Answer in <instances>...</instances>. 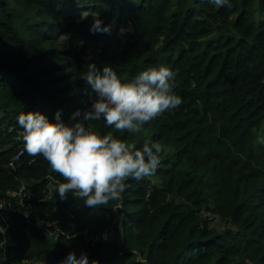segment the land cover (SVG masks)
Returning a JSON list of instances; mask_svg holds the SVG:
<instances>
[{
	"label": "trees",
	"instance_id": "16d2710c",
	"mask_svg": "<svg viewBox=\"0 0 264 264\" xmlns=\"http://www.w3.org/2000/svg\"><path fill=\"white\" fill-rule=\"evenodd\" d=\"M231 5L0 0V264H61L72 251L88 264H264V145L255 143L264 132V0ZM95 15L109 32L90 31ZM90 63L124 81L166 66L182 99L140 133L95 122L138 148H164L154 175L129 178L120 201L95 210L59 198L63 178L42 156L16 159L17 116L40 111L51 121L62 110L71 124L89 106Z\"/></svg>",
	"mask_w": 264,
	"mask_h": 264
},
{
	"label": "clouds",
	"instance_id": "9594fccd",
	"mask_svg": "<svg viewBox=\"0 0 264 264\" xmlns=\"http://www.w3.org/2000/svg\"><path fill=\"white\" fill-rule=\"evenodd\" d=\"M208 2L216 8L232 6L231 0ZM102 24L96 16L90 31L109 32L110 26L101 27ZM82 79L89 106L74 112L71 124L61 119L62 110H57L51 121L40 111L17 116L24 141V150L18 154L24 151L32 157L42 156L63 178L55 189L59 198L71 195L95 210L120 201L129 178L139 181L154 175L164 151L160 143L150 140L138 148L112 132L102 134L95 122L103 121L105 127L117 132L140 133L150 121L178 108L182 99L174 91L176 73L166 66L141 71L132 80L124 81L111 65L101 70L90 63ZM256 143L264 145V136H257ZM6 230L0 223V234ZM61 264H88V255L81 251L77 258L72 251Z\"/></svg>",
	"mask_w": 264,
	"mask_h": 264
},
{
	"label": "rangeland",
	"instance_id": "374dc122",
	"mask_svg": "<svg viewBox=\"0 0 264 264\" xmlns=\"http://www.w3.org/2000/svg\"><path fill=\"white\" fill-rule=\"evenodd\" d=\"M12 5L15 7V8H17V9H20V10H22L23 9V7H17V6H15L14 4H13V2H12ZM82 12V17H85L87 14H89V10H81ZM97 15H95L94 16V18L96 17ZM82 17H79V19H81ZM103 22H104V19L102 20ZM113 23H114V21L111 23V25H113ZM103 26V24L101 25V27ZM257 136H264V132H263V130L262 129H260L259 131H258V135ZM257 138V137H256ZM255 143H256V139H255ZM257 145H259L258 143H256ZM210 223L213 225V226H215V227H217V228H224V225L222 224V222L219 220V219H217V218H214L213 216H211L210 218ZM221 230H223V229H221ZM4 235H6L5 233H4Z\"/></svg>",
	"mask_w": 264,
	"mask_h": 264
},
{
	"label": "built area",
	"instance_id": "2783aa9c",
	"mask_svg": "<svg viewBox=\"0 0 264 264\" xmlns=\"http://www.w3.org/2000/svg\"><path fill=\"white\" fill-rule=\"evenodd\" d=\"M19 156H20V154H18V155H17L16 159H18V158H19ZM14 163H15V162H14ZM14 163H13V162H11L10 164H11V165H14Z\"/></svg>",
	"mask_w": 264,
	"mask_h": 264
}]
</instances>
